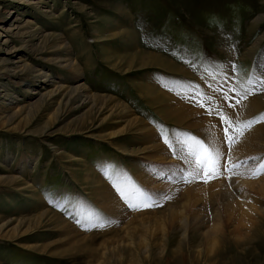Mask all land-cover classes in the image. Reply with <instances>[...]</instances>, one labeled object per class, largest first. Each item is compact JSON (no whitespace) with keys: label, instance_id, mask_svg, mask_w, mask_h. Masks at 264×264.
<instances>
[{"label":"rangeland","instance_id":"obj_1","mask_svg":"<svg viewBox=\"0 0 264 264\" xmlns=\"http://www.w3.org/2000/svg\"><path fill=\"white\" fill-rule=\"evenodd\" d=\"M40 1L0 0V60L9 57L8 61L11 62L8 66L12 67L6 79H0V112L7 110L5 114L8 118L7 121L0 120V174H14L35 189L27 193L17 191L7 183H0V227L4 223L7 229H11L13 224L7 221L34 213L36 203L33 198L38 195L44 199L42 204H46L48 209L83 235L98 234L121 226L122 221L111 223L104 211L93 203L78 178L80 168L74 163L69 164V156H65L63 151L72 157H80L86 167H93L98 173L107 167L104 176L117 195L120 190L127 189L129 178L132 181L130 194L137 192L141 197L136 199V196H130L128 192L122 193L124 198L120 202L127 212L142 213L164 208L161 204L159 207L133 210L125 203L126 199L138 206L153 203L146 193V186L135 176L134 170L139 165L130 163L131 158L138 157L129 151L141 146L132 144V138H106L105 135L112 136V132L124 125L120 120H114V116L101 123L108 114L107 106L95 107L98 105L89 100L84 103L71 101L66 106V100H62L59 90L49 97L48 92L54 91L57 85L76 86L84 83L91 93L109 95L124 103L135 116L158 129L161 141L163 131L169 139H175L178 135L184 137L185 143L190 141L183 133L203 139L189 129L161 120L140 97L137 84H148L151 79V86L170 94L181 103L185 100L188 104L186 106L190 104L189 107L199 111H205L210 103L216 106L220 102V98L216 97L223 99L225 92L233 97L230 101L222 100L228 109H231L229 104L236 105V100L246 95L247 91L253 92L241 100L247 108L253 99L264 96V91H256L260 88L259 81L264 79V0ZM259 17V22L255 23ZM36 31L39 32L38 37L34 36L30 40L29 36H33ZM96 32L98 37L104 38L118 32L127 34L120 38L102 40L95 38ZM54 34L62 37L70 58L81 69L78 78L61 68L60 62L58 64L53 61L59 54L62 56L60 51L48 48L50 43L44 47L41 45L42 35ZM4 40L7 41L3 43ZM27 40L30 41L26 44ZM12 47L16 51L6 54ZM135 49L159 55L176 68L168 71L156 65H148V68L135 69L131 73H118L103 59L104 51L129 55ZM20 59L26 60L35 71H25ZM39 71L49 74V85L37 89V84L44 78ZM16 82L23 85H14ZM31 82L34 87L27 86ZM229 89L232 91L229 92ZM4 90L10 93L9 96L4 95ZM35 90L46 96L39 100V95L34 94ZM37 99L39 107L33 106L28 110L34 118L27 120L26 116L24 119L14 113L18 106L32 104ZM200 103L205 107H200ZM261 113H264V108L244 115L234 113L229 116L239 115L241 119L247 120ZM261 125L264 123L256 124L252 129ZM219 128L223 131L220 123ZM248 132L233 145V159L247 160V157L236 158L233 152L243 143ZM222 135V150L227 153L228 145L223 142L224 133ZM122 144L126 146L124 153L119 149ZM29 157H33L32 162L29 164L27 161L26 167L18 172L17 167L23 166L21 163L24 164ZM248 157L264 159V150ZM222 159L224 162L222 165L219 162L218 168L225 174L223 166L227 156H222ZM248 163H253L254 168L259 161L249 160ZM68 171H72L73 175ZM176 172L181 175L173 180L187 174L180 169ZM244 173L251 174L249 171ZM261 176L264 174L253 180ZM212 180L215 179L209 182ZM261 208L264 210L263 203ZM261 218L264 231V212ZM263 231L255 235L247 248L244 244L235 245L226 236L220 252L215 253V256L220 254L217 259L214 257L218 260L217 264H264ZM117 238L102 242L100 237L95 236L91 240L73 242L64 241L63 236L57 233H29L14 241L0 238V264H97L101 260L106 264H204L208 258L203 248H194L198 244L197 240L189 247H182L183 243L178 244L177 237H173V248L182 247V251L175 250V254L167 257L147 259L138 256L136 259L128 253L126 247L129 244L123 235L119 233ZM29 243L51 245L52 255L44 256L21 247ZM182 252L185 259L181 256Z\"/></svg>","mask_w":264,"mask_h":264},{"label":"bare ground","instance_id":"obj_2","mask_svg":"<svg viewBox=\"0 0 264 264\" xmlns=\"http://www.w3.org/2000/svg\"><path fill=\"white\" fill-rule=\"evenodd\" d=\"M40 2H42V0ZM259 20L260 17L256 19L255 23L259 22ZM38 33L39 32L36 31L33 36H29V39L31 40L34 36L37 38ZM126 34V32H118V34H112L111 37L108 36L109 38H104V36L98 37V33L96 32L95 38L108 40L120 38ZM30 40H27L25 43L27 44ZM5 41L7 40H4L3 43H5ZM49 43L51 46L48 48H54V50L60 51L62 56L65 55L63 58L59 54V57H56L53 61H56L58 64L60 62L61 68L63 67L71 75L78 78L77 76L81 74V69L75 65L72 58H70L66 47L67 45L65 46V43H63L62 37L57 34L42 35L41 45L44 47ZM13 51H16L14 47L9 48L5 53L10 54ZM9 59V57H2L0 60V79H6L7 73L12 69L11 66H8L11 62L8 61ZM103 59L111 68L116 69V71L118 70V73H121L120 71L131 73L135 69L145 68L148 65H156L168 71L176 68V66L167 59L159 55L145 53L139 49H135L134 53L129 55H117L112 52L104 51ZM19 62L22 64L21 67L25 69V71H35L26 60L20 59ZM40 74H43L44 78L41 80V83H39L40 85L37 84V89L45 87L46 84L49 85V82H47L49 74H44L42 72H40ZM60 81L64 80L60 79ZM151 81L152 80L149 79V82H147L148 84H137L136 89L140 97L161 120L173 126L189 129L206 142H215L216 147L223 152V131L219 128L220 121L218 116H208L206 110H195V108L189 107L190 104L186 106L188 104L185 103V100L183 103L179 102L180 100H176V98L170 94L151 86ZM16 84L22 83L16 82L14 85ZM29 85L35 86L32 82L27 83L28 87ZM1 86L3 87V83H1ZM57 90L60 91L59 95L62 96V100H66L65 102L63 101L66 106L70 105L71 101H81L84 103L89 100V102L94 105H98L95 107L101 108L100 106H107L109 108L107 116L102 119L101 123H104L106 118L114 116V120H120V123L124 124L122 127L115 130V132H112V136H105L106 138L108 137V139L116 138L117 136L132 138V144L141 146L129 151L131 155L138 157L131 158L130 163L132 165H139L135 168L134 173L141 184L146 186V193L151 198V201L164 205V208L142 213L127 212L121 204L120 199L122 198V193L128 192V194H130L129 191L132 188L130 186L132 185V181L129 178L127 180V189L120 190L117 195L113 186L107 183L106 176H104L107 167H104L98 173L95 168L86 167L84 164L85 162H83V159L80 157H72L71 154L64 153L63 151V154H66L65 156H69L68 163H74V165L80 168L78 178L83 190L88 192L93 203L95 202L96 206L104 211L107 220L111 223L115 224L118 220L122 221L120 224L121 226H115L106 232L98 234L83 235L69 222L63 220L57 213L48 209L45 206L46 204H42L44 203V199L41 195L33 198L32 193H29L32 195H29L30 198L35 199L36 206L34 205V213L22 215L7 221L13 224V228L11 227V229H7V227L3 225L4 223L1 224L0 238L2 240L14 241L25 237V235L29 233H35V235L57 233L63 236L64 241L81 242L91 240L92 237L98 236L103 242L113 237L118 239L117 237L120 233L129 244V247H126L128 253L134 258L136 257V259L138 256L147 259L155 256L167 257V255L175 254V250L182 251L181 248L183 246L187 245V247H189V245L194 243V240H197L198 244L194 248H200L199 250L203 248L202 251H205L208 256V258L204 260V264H217L218 260L216 259L220 254L215 256V253L217 254L220 252V246L226 236H229L235 245L239 246L244 244L247 248V245L251 243L255 235L263 231L261 215L264 210L261 208V203L264 204V176L253 180V178H250L251 174L245 175L244 173L248 172L250 168H253V163H248L247 167L237 168L231 173L225 172V174H222L226 175L225 177L218 176L215 180L208 183H204L202 179H195L192 183H183L181 177V179L173 180L175 177L181 175L180 172H176L179 169L182 173H185L182 169L187 168V165L173 158L171 151L169 152L167 146L162 144L158 129L135 116L132 110L118 99L109 95L91 93L84 83H78L76 86L57 85L54 91L48 92V96L50 97L57 92ZM4 91V95L9 96L10 93H8L7 90ZM34 94L39 95V100H42V98L46 96L38 90H35ZM218 98H220V102H216L217 105L214 107L222 108L227 115L234 113L244 115L249 112H257L261 108H264V96L253 99L248 105V108L246 103H240L236 104L235 107L231 109L227 108L221 97L217 96L216 99ZM37 102L38 99L32 104L27 103L23 106L20 105L16 108L14 113L24 119L26 116V119L30 120L34 118V116L31 115L28 110L33 106L39 107ZM6 112L7 110L0 112V120L7 121ZM213 125H216V127H213ZM177 137L181 140L184 138L179 135ZM177 137H175V139ZM119 149L122 153L126 152V146L124 144L120 145ZM263 150L264 125H261L248 132L243 143L234 150L233 154L236 158H248V156H252ZM27 159L28 160H25L26 162H24V164L21 163L23 166L19 165L17 167L18 172L21 168H25L28 162L30 164L33 157ZM223 159L221 157L219 161L221 163L220 165L223 164ZM189 171H194V168L189 169ZM68 172L71 176L73 175L72 171ZM189 178L191 179V177ZM0 183H7V185H12L17 191L23 190L27 191V193L34 189V187L31 188L29 182H23L19 177L8 172L0 174ZM148 190H151V192ZM152 193H154V196H152ZM165 194L170 195L172 199L165 200ZM132 195L136 196V199L141 197L137 192L130 194V196ZM220 199H222L221 202L218 201ZM254 199L257 200V202H255ZM6 223L5 225H7ZM9 226H11V224H9ZM173 237H177L178 244L183 243L181 248H173L175 243V240L172 239ZM136 246L138 247L136 248ZM21 247L34 250V252L37 251L39 254H44V256L45 254L48 256L52 255L51 245L29 243ZM199 250L196 251L200 252ZM181 256L183 259L186 258L183 252ZM214 257L216 259H214ZM100 258L104 259L101 255ZM97 264H106V262L101 260L100 263Z\"/></svg>","mask_w":264,"mask_h":264},{"label":"snow or ice","instance_id":"obj_3","mask_svg":"<svg viewBox=\"0 0 264 264\" xmlns=\"http://www.w3.org/2000/svg\"><path fill=\"white\" fill-rule=\"evenodd\" d=\"M259 84L260 88L256 89V91H264V79H261ZM230 91L232 90L229 89V92ZM252 94V91H247L246 95L241 96L240 99L236 100V104H240L241 100L246 99L248 95ZM232 99L233 97L229 96L227 92L224 93L223 100L230 101ZM199 106L202 108L205 107L203 103H200ZM228 107L234 108L235 105L229 104ZM206 111L210 116L216 115L219 117L224 133L223 142L228 145L227 153H223L221 149L216 147L215 142L203 141L190 133L182 134L188 141H190V143H185L178 137L176 139H169L167 134L163 131L161 132L162 141L168 147L169 151H171L173 158L182 161L183 164L187 165V168L182 169L183 172H187V175L181 177L183 182L192 183L195 179H202L204 183H208L210 179H215L218 175H222L223 173H221L218 168L222 156H227V162L223 166L224 172L231 173L237 168L247 167L248 161L252 160L259 161V163L254 168L249 169V172L251 173L250 178H256L257 176L264 174V159H261L260 157H248L247 160L237 161L231 156L233 145L239 142V138L243 137L245 132L250 131L256 124L264 123V113H261L259 116L252 119L243 120L239 115H227L222 108L214 107L211 103ZM213 127H216V125H213ZM192 168H194V171H189V169ZM201 173L203 174L202 176ZM189 177H191V179ZM122 198H124L123 195ZM164 199L169 200L172 199V197L165 194ZM125 203H127L133 210L162 206L155 201H153V203H144L140 206L132 203L128 199L125 200ZM101 227H103V225H101Z\"/></svg>","mask_w":264,"mask_h":264}]
</instances>
